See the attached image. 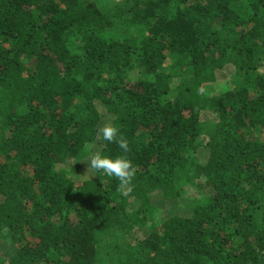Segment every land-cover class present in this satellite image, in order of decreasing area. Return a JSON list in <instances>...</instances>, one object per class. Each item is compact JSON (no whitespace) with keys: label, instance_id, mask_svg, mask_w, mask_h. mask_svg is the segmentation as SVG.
<instances>
[{"label":"trees","instance_id":"obj_1","mask_svg":"<svg viewBox=\"0 0 264 264\" xmlns=\"http://www.w3.org/2000/svg\"><path fill=\"white\" fill-rule=\"evenodd\" d=\"M0 242V264H264V0H0Z\"/></svg>","mask_w":264,"mask_h":264},{"label":"clouds","instance_id":"obj_2","mask_svg":"<svg viewBox=\"0 0 264 264\" xmlns=\"http://www.w3.org/2000/svg\"><path fill=\"white\" fill-rule=\"evenodd\" d=\"M117 132L118 130L115 127H104L102 129L103 139L112 142L116 139ZM117 142L119 143L120 148L125 151L128 150V145L125 140H119ZM88 168H91L96 172L103 171L109 176L117 178L121 185L129 184L134 175L132 162L127 159L126 156L110 157L95 154L92 156L90 162H88Z\"/></svg>","mask_w":264,"mask_h":264},{"label":"rangeland","instance_id":"obj_3","mask_svg":"<svg viewBox=\"0 0 264 264\" xmlns=\"http://www.w3.org/2000/svg\"><path fill=\"white\" fill-rule=\"evenodd\" d=\"M159 216V215H158ZM159 220H157L158 222ZM139 234L138 233H133L131 234L129 237L131 238V241H135L136 239H138ZM0 246L2 247L3 252L6 255H9L10 253H12L14 251L13 248H11L8 244L4 243V242H0Z\"/></svg>","mask_w":264,"mask_h":264}]
</instances>
